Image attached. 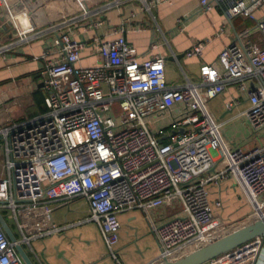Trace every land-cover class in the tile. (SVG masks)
Wrapping results in <instances>:
<instances>
[{
  "label": "built area",
  "instance_id": "1",
  "mask_svg": "<svg viewBox=\"0 0 264 264\" xmlns=\"http://www.w3.org/2000/svg\"><path fill=\"white\" fill-rule=\"evenodd\" d=\"M128 1L106 0L45 25L31 22L28 10L10 24L9 39L0 41L3 56L52 37L44 40L39 56L45 111L23 120L0 111V212L75 197L89 206V214L75 223L23 234L17 241L22 245L94 223L108 255L117 259L118 215L139 210L158 244L151 264H162L264 220V0H229L228 23L239 16L254 26L236 32L212 63H202L198 80L185 77L178 85L167 82L163 55L140 58L125 39V24L107 26L99 35L105 13ZM137 1L154 19L152 9L160 0ZM197 1L202 13L215 5V0ZM229 29L224 22L221 31ZM208 42L195 41L185 56L200 57ZM150 44L158 46L157 36ZM86 49L94 60L82 65ZM230 87L225 111L247 107L215 122L208 103ZM9 101L16 104L15 97ZM237 117L247 133L232 141L223 127ZM228 182L248 207L240 222L223 212ZM167 205L172 215L154 224L151 212ZM15 244L0 225V264H25ZM204 264H264V233Z\"/></svg>",
  "mask_w": 264,
  "mask_h": 264
},
{
  "label": "crops",
  "instance_id": "2",
  "mask_svg": "<svg viewBox=\"0 0 264 264\" xmlns=\"http://www.w3.org/2000/svg\"><path fill=\"white\" fill-rule=\"evenodd\" d=\"M20 0H0V15ZM31 9L29 20L36 25H45L49 21L58 19L64 14L74 13L86 6L97 5L106 0H24ZM214 1V0H213ZM229 0H215V5L206 13L198 11L197 0H160L152 9V14L142 11L137 0L122 2L119 6L107 11L105 22L98 27V33L103 36L107 26L125 24V39L141 55L147 58L161 54L165 58V75L170 85H178L185 77L191 81L198 80L199 67L202 63H212L219 52L227 46L236 32L245 28H252L254 22L242 17H234L230 23L225 18L224 11ZM23 11V10H22ZM229 24V32L221 31L222 24ZM182 23V29L178 24ZM7 19H0V41L8 40L10 29ZM153 35L157 36L158 46L151 49L150 41ZM52 37H42L25 43L15 51L0 55V111H8L19 119L33 117L44 111V105L37 99H43L46 91L43 77L40 74L43 66L39 58L43 51L44 40ZM209 39L200 57H186L184 52L197 40ZM93 56L88 55V49L81 53V64L93 62ZM233 93L232 87L220 97L210 101V109L217 108V119L226 121L233 114L223 110L220 104ZM13 97L16 104L10 103ZM37 104H40L38 106ZM2 108V109H1ZM223 109L224 106H223ZM213 113V112H212ZM2 119V112L1 118ZM224 132L232 141L239 140L247 133V127L242 124H233L231 121L224 124ZM2 141L0 140V176L3 175ZM173 208L167 205L154 210L155 216H167L173 213ZM140 213L146 220L143 212L133 210L120 214L122 225V244L117 247V259L108 255L106 246L100 236L97 226L93 223H83L69 226L65 230L50 235H44L32 240L30 246L23 244L33 264H151L159 252L156 237L148 221L149 233L156 250H150V241L146 229H139ZM4 219L16 235L17 239L44 232L52 227L70 225L89 214V206L80 197L65 202L50 205H38L18 209L15 213L8 210L1 212ZM225 214V213H224ZM151 215V214H150ZM170 215V214H169ZM231 217V215L226 214ZM152 222L155 224L154 218ZM34 242L39 244L35 248ZM62 251L57 256L53 246ZM45 259V260H44Z\"/></svg>",
  "mask_w": 264,
  "mask_h": 264
},
{
  "label": "water",
  "instance_id": "3",
  "mask_svg": "<svg viewBox=\"0 0 264 264\" xmlns=\"http://www.w3.org/2000/svg\"><path fill=\"white\" fill-rule=\"evenodd\" d=\"M23 10V11H22ZM31 9L27 6L24 0L16 2L14 5L8 7L0 19H7L8 24L15 23L20 17L23 16L25 11ZM7 26V25H6ZM7 27H10L8 25ZM0 225L4 230L10 241H15V248L24 261L25 264H33L28 253L25 251L23 245L17 242L18 239L13 233L12 229L4 219L0 212ZM264 233V220H258L254 223L243 225L231 232L224 234L223 236L216 238L201 247L189 251L183 255H180L172 260H164L162 264H204L207 261L218 257L219 255L255 238L261 236ZM53 249L56 251L57 256H61L62 251L55 245ZM45 260V259H44ZM46 264H49L45 261Z\"/></svg>",
  "mask_w": 264,
  "mask_h": 264
},
{
  "label": "rangeland",
  "instance_id": "4",
  "mask_svg": "<svg viewBox=\"0 0 264 264\" xmlns=\"http://www.w3.org/2000/svg\"><path fill=\"white\" fill-rule=\"evenodd\" d=\"M211 102L208 103V106H209V109L211 107L210 105ZM38 106H40V104H37ZM247 107V103H242L240 104L238 107H236L231 114H234V113H238L239 111L245 109ZM211 110V109H210ZM225 109H223V106L220 104V112L223 111ZM212 115H213V118H214V121L215 122H219V120L217 119V112H218V109L216 108H213L212 109ZM21 113V112H20ZM19 113V114H20ZM19 114H16L15 115V118H18L20 115ZM233 124H242V127H245V123L243 121L242 118H235L234 120L231 121ZM227 194L223 196L224 198V215L228 214L231 215V219H238L237 222H240L243 218V216L245 215L244 212H247V206H243L241 204V202L239 201L241 198H240V195H236V191L234 189V186L232 185L231 182H228L227 183ZM173 212V211H172ZM122 214V213H121ZM170 214V215H169ZM151 215L152 217L154 218V221H155V224L158 225L160 224L161 222H163L164 220H166L167 218H169L172 214L171 212L167 213V216L164 215V216H161L159 215L158 217L154 215L153 211L151 212ZM140 225H138L139 229H146L147 233H148V239L151 240L150 241V250L149 251H154L156 250V245H155V242L152 243V240H153V237L152 235L149 233V227L147 226V223H146V220L145 218L143 217V215L140 213ZM118 220H119V223H120V226L117 230V237H118V240L116 242V244L114 245V249L116 250L118 246H120L122 244V240H121V232L123 231V229L125 228V226L122 225V221H121V218H120V214L118 215ZM94 224V223H93ZM35 248L39 249V244L37 242H34L33 243Z\"/></svg>",
  "mask_w": 264,
  "mask_h": 264
},
{
  "label": "trees",
  "instance_id": "5",
  "mask_svg": "<svg viewBox=\"0 0 264 264\" xmlns=\"http://www.w3.org/2000/svg\"><path fill=\"white\" fill-rule=\"evenodd\" d=\"M37 101H38V103H40L41 101L43 102V105H44V101H43V99L41 100V98L40 99H37ZM45 106H44V108H43V110L42 111H45Z\"/></svg>",
  "mask_w": 264,
  "mask_h": 264
}]
</instances>
